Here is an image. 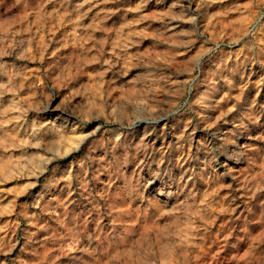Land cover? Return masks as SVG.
I'll return each instance as SVG.
<instances>
[{"label": "rangeland", "instance_id": "374dc122", "mask_svg": "<svg viewBox=\"0 0 264 264\" xmlns=\"http://www.w3.org/2000/svg\"><path fill=\"white\" fill-rule=\"evenodd\" d=\"M0 264H264V0H0Z\"/></svg>", "mask_w": 264, "mask_h": 264}, {"label": "bare ground", "instance_id": "6f19581e", "mask_svg": "<svg viewBox=\"0 0 264 264\" xmlns=\"http://www.w3.org/2000/svg\"><path fill=\"white\" fill-rule=\"evenodd\" d=\"M72 125V124H71ZM74 125V124H73ZM242 154V153H241ZM235 156V155H234ZM236 162V161H235ZM226 163V162H225Z\"/></svg>", "mask_w": 264, "mask_h": 264}]
</instances>
